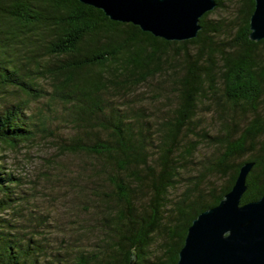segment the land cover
I'll return each instance as SVG.
<instances>
[{"label":"trees","instance_id":"obj_1","mask_svg":"<svg viewBox=\"0 0 264 264\" xmlns=\"http://www.w3.org/2000/svg\"><path fill=\"white\" fill-rule=\"evenodd\" d=\"M215 2L195 37L167 41L77 0H0V150L42 131L33 103L59 104L71 127L59 151L92 155L91 179L109 185H93L99 235L74 264H127L130 253L135 264H173L191 219L219 201L244 161L253 164L240 203L264 194V38H247L253 0ZM217 9L228 15L208 18ZM153 80L168 81L173 96L151 124L143 96L128 95ZM204 102L218 123L213 134L193 128ZM186 133L196 139L187 143ZM199 142L215 153L173 202L168 189ZM1 158L0 264H70L68 244L48 245L47 214ZM205 174L224 182L201 188Z\"/></svg>","mask_w":264,"mask_h":264},{"label":"rangeland","instance_id":"obj_2","mask_svg":"<svg viewBox=\"0 0 264 264\" xmlns=\"http://www.w3.org/2000/svg\"><path fill=\"white\" fill-rule=\"evenodd\" d=\"M230 5L231 3L228 6ZM229 10L231 12L232 8ZM225 12L217 9L211 12L208 18L227 16L228 13ZM44 86L48 88L47 85ZM168 88V81L160 84L153 80L138 87L136 95L131 93L128 96H143V105L151 124H154L155 116L161 115L172 103V99L166 98L173 96ZM204 105L206 102L199 106L200 109L192 119L193 128L200 133L213 134L217 131L218 123L211 117L210 111L203 109ZM38 107L41 108L40 115L45 117L42 131H37L31 142L17 149L0 150V155L5 169L20 175L22 179L20 187L26 192V197L43 210L40 211L47 214L45 234L48 237V245L53 247V250H63L66 246L64 256L70 264H74L78 250H90L99 235V229L93 220V206L96 201L95 195L91 194L93 185L103 184L106 191L109 185L105 180L103 182L99 178L91 179L89 168L97 161L92 155L59 151L61 141L66 140L71 134L70 124L65 120L61 106L54 104L49 109L43 106V101L31 105L34 112ZM185 139L188 143L196 138L186 133ZM215 149L214 146L199 142L189 162L186 163V168L179 171L180 182L168 189L167 196L173 202L196 181L197 174L202 173L201 162L211 159ZM223 182L224 178L205 174L199 185L201 188L206 186L218 188ZM20 220L25 221L23 218ZM62 243H67L68 246H61ZM159 243L160 240L155 238L149 247L150 254H158Z\"/></svg>","mask_w":264,"mask_h":264},{"label":"water","instance_id":"obj_3","mask_svg":"<svg viewBox=\"0 0 264 264\" xmlns=\"http://www.w3.org/2000/svg\"><path fill=\"white\" fill-rule=\"evenodd\" d=\"M100 9L110 20L129 22L167 41L196 36L200 16L215 0H77ZM247 38H264V0H253ZM253 162L244 161L219 201L196 214L186 228L173 264H264V194L240 203ZM130 253L127 264H135Z\"/></svg>","mask_w":264,"mask_h":264}]
</instances>
